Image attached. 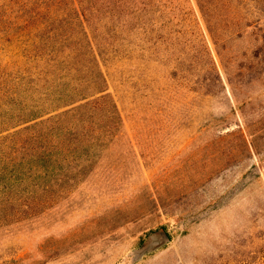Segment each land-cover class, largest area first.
I'll list each match as a JSON object with an SVG mask.
<instances>
[{
    "label": "rangeland",
    "instance_id": "374dc122",
    "mask_svg": "<svg viewBox=\"0 0 264 264\" xmlns=\"http://www.w3.org/2000/svg\"><path fill=\"white\" fill-rule=\"evenodd\" d=\"M163 1L93 30L107 96L42 116L72 146L16 185L54 200L0 220V264H264V0ZM3 46L1 113L52 110L56 82L27 90Z\"/></svg>",
    "mask_w": 264,
    "mask_h": 264
},
{
    "label": "trees",
    "instance_id": "16d2710c",
    "mask_svg": "<svg viewBox=\"0 0 264 264\" xmlns=\"http://www.w3.org/2000/svg\"><path fill=\"white\" fill-rule=\"evenodd\" d=\"M197 1L199 3L200 0ZM14 4L16 10L13 7L0 10V50L3 45H16L17 53H29L26 57L31 65L24 71L26 89L32 90L40 77V80L45 79V83L51 81V85L56 82L57 94L56 104L47 112L37 102L28 105L26 111L19 109L12 121L0 111L2 222L32 216L54 200L49 195L39 196L33 190H23L21 194L16 191L17 184L42 175L57 160L59 151L63 150H59L60 147L65 144L69 150L72 146L71 125L65 130H55L50 126L49 131L43 132L42 116L53 111L69 113L82 105H88L90 98L107 96L104 93L107 81L99 55L92 54L96 40L93 30L103 24L116 25V22H120V29L124 33L130 29L131 22L148 18L156 5H166V1L15 0ZM42 46L51 50L45 54L39 50L33 53ZM88 52L92 54L91 58ZM3 94L6 93H2L0 87V109L7 112L11 107L2 98ZM56 116L52 115L48 119Z\"/></svg>",
    "mask_w": 264,
    "mask_h": 264
}]
</instances>
